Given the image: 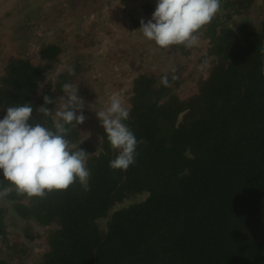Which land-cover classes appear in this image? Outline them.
<instances>
[{
  "label": "trees",
  "instance_id": "1",
  "mask_svg": "<svg viewBox=\"0 0 264 264\" xmlns=\"http://www.w3.org/2000/svg\"><path fill=\"white\" fill-rule=\"evenodd\" d=\"M101 1L39 3L23 26L32 29L34 50L11 57L0 72V119L6 108L31 103L33 123L54 130L63 85L77 88L85 121L68 125L66 139L86 152L90 170L86 184L77 179L44 197L10 190L4 198L24 221L19 239H9L0 200V264L25 261L24 239L44 243L29 264H264V9L252 25L237 17L255 0H220L196 45H155L176 62L164 71L142 66L120 90L124 123L138 141L124 171L109 167L118 150L92 116L101 94L95 70L111 67L115 55L114 42L102 45L104 30H113L96 19ZM155 7L143 0L129 18L141 27ZM196 65H205L204 74L186 84ZM45 95L53 99L48 116L36 111ZM8 187L0 170V191Z\"/></svg>",
  "mask_w": 264,
  "mask_h": 264
},
{
  "label": "clouds",
  "instance_id": "2",
  "mask_svg": "<svg viewBox=\"0 0 264 264\" xmlns=\"http://www.w3.org/2000/svg\"><path fill=\"white\" fill-rule=\"evenodd\" d=\"M219 10L220 0H157L151 18L146 23L142 20L140 29L145 38L160 48H188L198 43L197 33ZM259 75L264 77V67ZM161 82L168 86L166 76ZM63 91L66 98L55 113L54 130L33 123L31 103L6 108V115L0 119V170L9 187L0 191V196L15 190L17 195L29 198L44 197L46 191L66 190L77 179L81 184L87 183L90 170L86 167V152L73 150L75 146L66 139L68 125L85 121L84 102L73 85L65 83ZM43 99L44 105L36 111L48 116L51 109L45 105L52 104L53 99L48 95ZM96 115L110 146L118 150L109 167L126 171L135 162L138 144L124 123L129 117L128 108L113 94L106 108Z\"/></svg>",
  "mask_w": 264,
  "mask_h": 264
},
{
  "label": "rangeland",
  "instance_id": "3",
  "mask_svg": "<svg viewBox=\"0 0 264 264\" xmlns=\"http://www.w3.org/2000/svg\"><path fill=\"white\" fill-rule=\"evenodd\" d=\"M19 0H0V72L4 69L7 60L11 57L15 58L20 55L27 54L32 49L35 48L34 40L32 39L31 31L32 29L23 28V30L18 27L19 22H21V13L16 14L15 10L12 11L13 7L18 4ZM34 1V4L37 0ZM143 0H102L98 4L96 11L97 18L99 23H102L103 20H107V26L109 27L111 34L107 35L104 30V36L102 45L105 46V41L109 44L114 42L115 45V55L111 61V67H99L98 70H95L97 78L98 88L101 91L98 99L93 102L92 116L98 120L99 118L96 115V112L104 110L106 106L110 103V97L113 94L118 95V97L125 102L123 94H120V90L123 89L132 79V75L136 73L142 66L146 65H157L161 71L168 69L176 59L172 56L164 57L158 53L155 49V43L148 40L142 34L140 26L135 25V22L131 20L130 10L132 8H139ZM155 6L157 0H150ZM46 0H42L40 3H45ZM19 5V4H18ZM38 6V5H37ZM34 8L36 10L38 7ZM264 9V0H255L251 10L248 14L243 16H238V21L247 20L252 25H258L259 20L262 16V11ZM33 10V12H34ZM7 12V16L2 18ZM139 12V11H138ZM14 14L15 16L11 15ZM142 15V14H140ZM143 18V17H142ZM21 20V21H20ZM143 21H147L143 18ZM112 26V29L110 28ZM129 37V39H128ZM204 41H199V47L202 48ZM123 47L124 51L127 53L124 56L123 51L120 50V46ZM102 48L96 49L98 52ZM100 55L102 53L98 52ZM102 56V55H101ZM178 60H181V57L176 56ZM211 60V57L206 58L205 65ZM197 63L195 60L193 61ZM205 65L195 66L194 75L186 82V84H192L194 80L204 74ZM100 74V75H99ZM187 86V85H184ZM104 106L105 108H102ZM53 119H56L55 115ZM1 203L6 207V214L4 222L6 224V229L9 233V239L15 240L24 236L22 225L24 221H20L15 215H13L9 208V201L0 196ZM126 202L121 203L120 205H125ZM104 220H101L103 223ZM29 254L23 260L15 259L16 264H29L34 258L38 256V253L43 249V241H28Z\"/></svg>",
  "mask_w": 264,
  "mask_h": 264
},
{
  "label": "crops",
  "instance_id": "4",
  "mask_svg": "<svg viewBox=\"0 0 264 264\" xmlns=\"http://www.w3.org/2000/svg\"><path fill=\"white\" fill-rule=\"evenodd\" d=\"M42 0H37L35 3H37V5H39V3L41 2ZM19 4V5H18ZM18 4H16V6L13 7L12 11L15 10V13L18 14V13H21V22L17 23L18 24V27L21 26V28H23V26L25 25V21H24V18H25V15L28 14L29 12L33 11L34 8H36L37 5L34 4V1H31V0H19L18 1ZM7 12L4 14V16H2V18H5L7 16ZM12 16H15L14 14L11 15ZM22 30V29H21Z\"/></svg>",
  "mask_w": 264,
  "mask_h": 264
}]
</instances>
